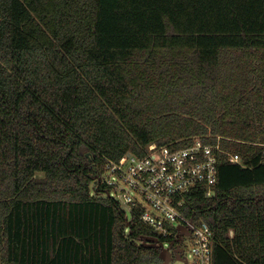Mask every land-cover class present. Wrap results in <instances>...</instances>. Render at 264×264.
<instances>
[{"label":"trees","instance_id":"trees-1","mask_svg":"<svg viewBox=\"0 0 264 264\" xmlns=\"http://www.w3.org/2000/svg\"><path fill=\"white\" fill-rule=\"evenodd\" d=\"M195 137L242 161L184 213L264 264V0H0V264H162L98 179Z\"/></svg>","mask_w":264,"mask_h":264},{"label":"built area","instance_id":"built-area-1","mask_svg":"<svg viewBox=\"0 0 264 264\" xmlns=\"http://www.w3.org/2000/svg\"><path fill=\"white\" fill-rule=\"evenodd\" d=\"M220 153L231 161H242L239 154L203 137L179 148L153 142L143 155L128 152L119 160L107 161L98 179L106 189L100 193L116 198L130 217L139 209L141 221L159 239L146 243L167 248V264L172 257L189 259L190 264H214V230L208 222H195L187 216L183 205L185 194L199 187L205 188L207 196L215 193Z\"/></svg>","mask_w":264,"mask_h":264},{"label":"water","instance_id":"water-1","mask_svg":"<svg viewBox=\"0 0 264 264\" xmlns=\"http://www.w3.org/2000/svg\"><path fill=\"white\" fill-rule=\"evenodd\" d=\"M130 154V153H129ZM146 242H150V243H158L159 239L155 236H149L145 239ZM160 257L162 258V264H167L168 262V250L167 248H163L160 252Z\"/></svg>","mask_w":264,"mask_h":264},{"label":"rangeland","instance_id":"rangeland-1","mask_svg":"<svg viewBox=\"0 0 264 264\" xmlns=\"http://www.w3.org/2000/svg\"><path fill=\"white\" fill-rule=\"evenodd\" d=\"M123 207H124V209L126 211H128L126 206H123ZM129 215H130V213H129ZM141 243L144 244V242H141ZM145 244H147V243H145ZM188 263L190 264V260L189 259H184L183 257H177V258L172 257V259L170 260V262L168 264H188Z\"/></svg>","mask_w":264,"mask_h":264}]
</instances>
